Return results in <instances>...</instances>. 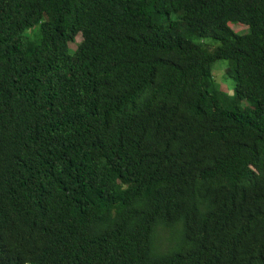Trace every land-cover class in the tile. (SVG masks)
Segmentation results:
<instances>
[{
  "label": "trees",
  "instance_id": "trees-1",
  "mask_svg": "<svg viewBox=\"0 0 264 264\" xmlns=\"http://www.w3.org/2000/svg\"><path fill=\"white\" fill-rule=\"evenodd\" d=\"M0 264H264V0H0Z\"/></svg>",
  "mask_w": 264,
  "mask_h": 264
},
{
  "label": "rangeland",
  "instance_id": "rangeland-1",
  "mask_svg": "<svg viewBox=\"0 0 264 264\" xmlns=\"http://www.w3.org/2000/svg\"><path fill=\"white\" fill-rule=\"evenodd\" d=\"M245 26H232V29L236 32H245L246 31ZM82 40L81 35H79L77 39V43H79ZM216 47L218 44H214ZM76 45H71L72 50H76ZM231 65L228 61H219L215 64V70H216V78L218 80V84L220 88L227 93L234 95L235 94V84H236V78L234 76L225 75V69L230 68ZM244 107L250 106L251 104L248 101H245L242 104Z\"/></svg>",
  "mask_w": 264,
  "mask_h": 264
}]
</instances>
